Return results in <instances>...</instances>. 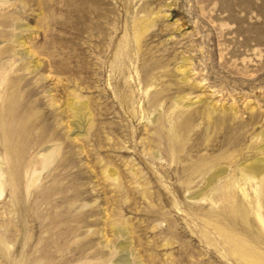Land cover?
Wrapping results in <instances>:
<instances>
[{"label":"rangeland","instance_id":"1","mask_svg":"<svg viewBox=\"0 0 264 264\" xmlns=\"http://www.w3.org/2000/svg\"><path fill=\"white\" fill-rule=\"evenodd\" d=\"M10 95L0 264H264L223 200L264 157V0H0Z\"/></svg>","mask_w":264,"mask_h":264},{"label":"bare ground","instance_id":"2","mask_svg":"<svg viewBox=\"0 0 264 264\" xmlns=\"http://www.w3.org/2000/svg\"><path fill=\"white\" fill-rule=\"evenodd\" d=\"M15 104V99L13 95L7 96L4 99V107L3 112L0 111V128H3L7 126L11 122V116H10V109ZM8 134L6 132H3V135H0V138L7 139ZM183 138L180 131L175 132L171 137V141L178 142ZM264 150V148H263ZM171 155L176 156V151L171 150ZM180 150H178L179 152ZM54 151H50L47 154L43 155L42 157V166L45 167L47 163H49L50 157H52ZM6 160L8 164V169L6 171V181L11 184L13 189H15V183H16V165L13 164L12 160V149L6 148ZM191 165L189 166H183V169L187 170ZM239 173L241 174V184L238 183V178H232L231 177V184L229 186H224L223 190V200L226 199L228 202V207L230 210L233 211V213L241 219V221L244 224H251L252 221H250V214L254 216V218L257 220L260 228L264 231V204L261 201L259 197V188H258V178L264 173V157L258 158L256 160H252L247 164L241 165L239 167ZM222 170L219 169L217 172H215L212 176L208 177L207 184L210 185L212 182L215 181V179L222 174ZM3 176V174H1ZM34 180V179H33ZM34 182V181H33ZM32 182V183H33ZM246 185L247 187L252 188V196H249V193L246 191ZM3 187V182L0 180V189ZM232 188H237L238 191L240 190L243 194V199L245 203H236L233 204V194ZM250 192V191H249ZM201 194H196L194 198H199ZM127 245L123 244L120 249L127 250ZM243 249V248H242ZM241 255L243 257H248L250 259L257 258V262L264 261V257L257 256L255 251L252 250H246L242 251ZM122 260H126L125 257H121Z\"/></svg>","mask_w":264,"mask_h":264}]
</instances>
